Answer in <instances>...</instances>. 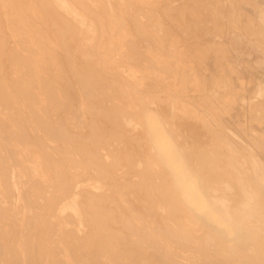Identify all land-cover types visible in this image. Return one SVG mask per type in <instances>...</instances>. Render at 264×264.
Wrapping results in <instances>:
<instances>
[{
  "label": "bare ground",
  "instance_id": "bare-ground-1",
  "mask_svg": "<svg viewBox=\"0 0 264 264\" xmlns=\"http://www.w3.org/2000/svg\"><path fill=\"white\" fill-rule=\"evenodd\" d=\"M156 1L0 0V264H264V149L176 121Z\"/></svg>",
  "mask_w": 264,
  "mask_h": 264
},
{
  "label": "rangeland",
  "instance_id": "rangeland-1",
  "mask_svg": "<svg viewBox=\"0 0 264 264\" xmlns=\"http://www.w3.org/2000/svg\"><path fill=\"white\" fill-rule=\"evenodd\" d=\"M157 2L148 0L146 6ZM170 2L171 12L158 6L146 14L154 17L155 24L161 21V32L147 24L143 33L144 54L149 59L150 49L154 52L156 73L166 80L157 93H171L178 123L186 122L189 115L197 131L205 130L207 123L212 133H225L238 146L264 149V0ZM154 39L159 43L152 47ZM145 63L149 66L148 60ZM205 133L201 132L206 146L199 143L205 149L196 147L202 151L213 145L212 135ZM193 140V146L198 145L196 137Z\"/></svg>",
  "mask_w": 264,
  "mask_h": 264
}]
</instances>
